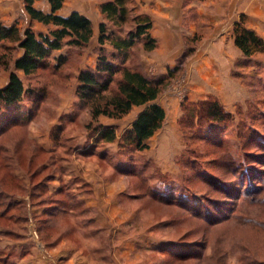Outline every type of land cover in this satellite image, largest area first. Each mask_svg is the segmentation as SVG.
Segmentation results:
<instances>
[{
	"label": "rangeland",
	"instance_id": "obj_1",
	"mask_svg": "<svg viewBox=\"0 0 264 264\" xmlns=\"http://www.w3.org/2000/svg\"><path fill=\"white\" fill-rule=\"evenodd\" d=\"M135 2L139 11L149 8L160 16L156 0ZM190 2L183 18L170 26L152 17L157 47L137 49L132 59L150 77L167 80L156 100L165 119L143 151L122 143L142 106L121 118L101 115L86 127L89 109L75 94L76 76L80 68L94 64L95 39L68 51V61L59 69H40L29 77L17 71L26 85L43 88L44 96L26 103L30 121L0 137V164L8 162L0 165V191L13 199L24 194L27 210L23 230L19 222L0 218V253L6 254L0 264H21L31 256L30 251L20 256L15 231L4 235L10 228L22 232L23 239L34 238L43 258L52 255L50 247L65 241L73 248L74 262L86 257L101 264H264V52L245 57L233 36L234 22L243 14L245 26L264 38V0H183ZM5 3L0 0V22L39 31L25 20L22 3L15 2L12 9ZM9 46L0 48V86L21 52L15 44ZM211 100L221 105L223 119L204 117L202 103ZM98 124L114 126V143L95 142L92 130ZM90 147L93 153H78ZM117 164L131 172L119 171ZM21 184L32 190L34 199L21 192ZM93 187L97 200L92 203L103 213L101 223L90 218L91 224H81L77 231L79 218L50 217L47 245L36 229L33 213L43 205L36 202L48 198L54 204L66 190L81 200L73 207L81 212L88 196H94ZM59 189L64 192L55 193ZM0 195L1 211L10 199L2 191ZM92 209L93 216L97 208ZM223 216L227 219L219 223L213 219ZM93 224L102 231L94 232ZM6 240L12 245L4 247Z\"/></svg>",
	"mask_w": 264,
	"mask_h": 264
},
{
	"label": "trees",
	"instance_id": "obj_2",
	"mask_svg": "<svg viewBox=\"0 0 264 264\" xmlns=\"http://www.w3.org/2000/svg\"><path fill=\"white\" fill-rule=\"evenodd\" d=\"M34 1L23 0L24 9L31 20L48 26L47 31L36 32L31 26L20 29L15 23L8 25L0 22V48L8 49L10 44H15L16 48L21 50L20 54L13 58L14 71L10 72L8 81L0 86V137L10 127L19 125L23 121H30L32 115L26 103L34 104L44 96L43 91H40L43 88L37 90L26 85L17 71H21L24 77H29L40 69H59L67 63L68 51L85 48L93 36L92 22L84 14L76 10L68 15L56 12L61 8L63 0H47L50 4L49 12L35 8ZM98 9L101 21L98 25L96 57L93 65H86L78 70L75 94L78 101L89 109L90 121L86 123V127H90L91 123L97 121L101 115L109 118H121L128 114L133 107L142 106L143 109L125 129L122 143L129 144L137 151H143L149 146L148 139L161 128L165 119V110L156 100L167 80L164 76L150 77L140 70L132 60L137 49L149 52L157 47V40L151 33L152 17L148 13L139 11L135 0H99ZM244 22L243 14L240 19L234 22V44L245 57L252 56L254 52H264V38L245 26ZM176 69V66L170 69L166 77L173 75L172 73ZM202 108L204 117L208 119L219 121L224 117L225 112L216 100L202 103ZM92 131L96 143L110 144L117 139L114 126L109 124L94 125ZM53 137L58 138V134ZM73 151L78 150L74 148ZM91 152L93 153L92 147L89 150L80 149L78 153L87 155ZM98 154L103 155L100 150H98ZM0 165L7 167L8 162L4 161ZM116 167L119 171L131 172V169L126 165L117 164ZM12 176L14 179H18L13 173ZM20 187L21 192L30 194L34 199L33 194L31 195L32 190H27L22 184ZM1 191L7 198L9 197L10 202L0 211V218L11 221L13 225H18L17 222H19V229L23 230L27 219L24 194L13 199L12 194L4 190ZM63 192L64 190L59 189L55 193ZM157 198L163 201L162 197ZM47 200L48 198H43L37 201L36 204L43 205L40 211L33 213L37 221L36 229L39 237L47 245L50 242L46 240L45 231L46 228L48 229V224L53 222H47L50 217L58 218L68 215L75 219L79 218L74 222L77 231L81 224L85 228L91 224L89 219L92 218L90 213L93 209L85 206L81 212L75 211L73 207L81 200L68 194L66 190L64 196L57 198L54 204ZM2 203L1 201L0 204ZM10 209L14 212L11 211L8 214ZM5 215L7 216L5 217ZM213 219L219 223V221L227 219V216ZM214 221L213 223H215ZM93 225L94 232L102 231L98 224ZM9 230L10 232H8ZM9 230L4 232V235H11L15 231L16 240L23 238L22 232L12 228ZM82 233L84 234L85 231ZM23 243L27 244L24 241ZM26 252L22 249L20 256ZM2 253L4 254L0 253V258L6 255L5 252ZM5 264L15 263L13 260L10 262L7 260Z\"/></svg>",
	"mask_w": 264,
	"mask_h": 264
},
{
	"label": "crops",
	"instance_id": "obj_3",
	"mask_svg": "<svg viewBox=\"0 0 264 264\" xmlns=\"http://www.w3.org/2000/svg\"><path fill=\"white\" fill-rule=\"evenodd\" d=\"M5 1H6L5 4L9 9H12L11 7H14L15 2L19 3V4H21V3L23 4V0H5ZM141 1H144V0H141ZM156 1L158 3L159 12L161 13L160 16H156L154 13H152L150 11L151 9H149V8L142 7V8H140V10L142 12L150 14L151 17H153L155 19L159 18L160 20H162V22L164 21L165 25L168 24V26H170L172 21H175L176 18H177V20L182 19L183 18L182 14L185 13V11L189 10V8L193 5L191 2L184 4L183 0H159V1L156 0ZM98 4H99V0H63V4H62L61 8H59L56 12L58 14H61V15H68L70 12L76 10V11L84 14L85 16H87L92 22L93 36L91 39H95L97 42L98 25H99V22L101 21V14H100L99 9H98ZM34 7L37 9H40L44 12L50 11V4L47 0H35L34 1ZM177 11L180 12L179 16L176 15ZM207 13L211 14L210 15L211 17H215V14H214L215 12H213V13L207 12ZM25 20L27 22L31 21L33 23V27H37L39 29V31H43L42 30L43 28H39V26L43 27L45 25H43L42 23H40L36 20H31L27 13L25 14ZM152 28H151V33L155 37V35L152 32ZM161 59L163 61V57ZM135 107H141V106H135ZM142 109H143V107L140 109V111ZM92 194H94V196H92V195L88 196V198L85 202L87 203V206L92 207V208L93 207L97 208V211L95 209V214H93L92 218H94L96 220V222H99V224H100L101 222L98 219H100L99 217L101 215H103V213H101L97 204L92 203L93 201L97 200V193H96L94 187H93V193ZM30 238L31 237H29V236L24 238V239L22 238L21 240H17V242L14 244V245H16V247H20V249H24L27 252H29V251L31 252V254L28 253L29 255H31L30 258H28V260L26 262H21V264H27V263L28 264H56L57 261H58V264H74V263H77V264H101L96 260L93 261V260L86 258V257H85V260L79 259L77 262L72 261L71 256L73 255V248L70 246V244H65V241H61V243L58 246L50 247L48 249L49 252L52 253V255L54 254L53 256H54L55 261H53V259H51L52 255L50 257L48 256V258L47 257L43 258V254L42 255L39 254V247L36 245L38 243L34 240V238H32V239H30ZM26 239L28 241H31V242H27V244H23V241H26ZM11 245L12 244L8 240H6L5 244H3L4 247H9ZM37 247H38V249H37Z\"/></svg>",
	"mask_w": 264,
	"mask_h": 264
}]
</instances>
